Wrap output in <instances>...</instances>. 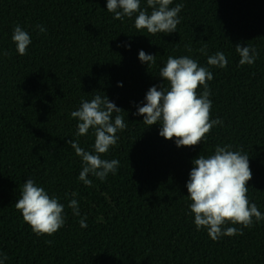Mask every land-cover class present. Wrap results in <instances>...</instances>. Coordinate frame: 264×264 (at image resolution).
<instances>
[{"label": "trees", "instance_id": "1", "mask_svg": "<svg viewBox=\"0 0 264 264\" xmlns=\"http://www.w3.org/2000/svg\"><path fill=\"white\" fill-rule=\"evenodd\" d=\"M178 3L184 6L176 32L153 36L134 27L136 14L114 19L107 0H0L5 264H264V220L250 228L226 224L243 234L213 241L206 229H196L186 187L193 159L231 145L249 156L247 197L264 214V0H173L170 7ZM141 9L152 10L146 0ZM16 24L32 41L23 56L11 40ZM236 44L259 52L253 65H239ZM141 50L156 62L141 63ZM216 52L225 54L227 67L207 64ZM169 56H188L213 74L211 119L223 124L193 147H177L175 138L159 135V124L147 126L135 115L150 87H168L159 70ZM98 94L124 110L119 115L127 127L101 156L119 161L116 174L103 181L90 174L85 185L78 179L81 157L67 141L93 152V130L77 137L79 121L71 113ZM29 178L65 206L64 226L52 236L37 237L15 209ZM72 199L80 216L68 207Z\"/></svg>", "mask_w": 264, "mask_h": 264}, {"label": "clouds", "instance_id": "2", "mask_svg": "<svg viewBox=\"0 0 264 264\" xmlns=\"http://www.w3.org/2000/svg\"><path fill=\"white\" fill-rule=\"evenodd\" d=\"M173 0H146L151 8L141 9V0H107V11L114 13V19L123 21L124 17L132 18L135 15L134 27L137 30H147L151 35L157 33L171 34L176 32L181 19L178 14L183 3L170 7ZM41 33L46 29L36 25ZM12 42L19 55L27 54L31 37L19 24L13 28ZM239 54V65H253L259 56L254 47L235 45ZM191 51V49H189ZM203 52L204 49H201ZM4 56L10 53L5 51ZM156 55L139 52L141 63H155ZM227 59L223 52H216L209 56L207 64L219 68L227 67ZM159 76L167 81L159 86H152L145 95L143 106L137 105L135 115L143 116V123L147 126L159 124V135L167 140L175 138L177 147H193L206 139V134L214 126L222 125L219 118L211 119L212 101L209 98L211 91L208 81L213 74L207 67L188 56L174 58L169 56L165 66L160 68ZM122 86V84H118ZM203 87V92L198 89ZM123 109L110 102L107 96L96 95L91 101L82 100L80 108L71 113L78 119L76 136H83L93 130V152L85 151L78 141L68 140L67 143L81 157L82 170L78 179L85 185H91L88 179L91 174L105 180L109 173L115 175L119 167L117 159L107 160L101 156L106 154L110 147L116 145L119 130L126 129L124 117L119 115ZM117 113L113 118V113ZM231 145L223 147L217 145L214 154L205 157L199 155L192 160L193 167L186 183L187 198L190 200V213L194 215V224L197 230L204 228L208 236L217 241L222 236L243 234L242 228H250L254 221L264 220L255 203H250L247 197L248 181L252 179L249 156L241 151L231 150ZM75 195V194H73ZM15 209L21 213L22 219L29 225L37 236H52L64 226V205L58 198L51 197L46 190L38 186L32 179L23 183L19 199L14 204ZM68 207L73 214L80 216L78 203L72 199ZM86 218L80 220L82 228H86ZM226 224H239L241 229L224 226ZM46 243L51 244L48 240ZM7 256L0 254V264H5Z\"/></svg>", "mask_w": 264, "mask_h": 264}]
</instances>
